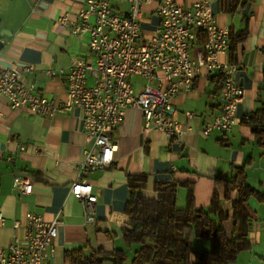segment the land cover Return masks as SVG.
Returning a JSON list of instances; mask_svg holds the SVG:
<instances>
[{
  "label": "crops",
  "instance_id": "obj_1",
  "mask_svg": "<svg viewBox=\"0 0 264 264\" xmlns=\"http://www.w3.org/2000/svg\"><path fill=\"white\" fill-rule=\"evenodd\" d=\"M187 6L192 0H176ZM216 22L234 34L247 29V37L236 45L238 66L235 80L243 96L233 113L235 123L228 131L214 129L200 133L205 122L220 113L219 90L223 82L218 71L200 75L189 91L172 97L175 116L190 131L173 140L162 132L143 131L142 111L137 107L125 110L124 120L112 132L117 149L108 168L96 169L84 178L97 195L95 222L86 223L79 200L70 191L80 178L78 163L86 146L82 130V111L72 108L53 115L32 114L11 108L0 97V210L4 224L0 227V245L6 247L13 235L23 236L24 227L15 230L12 224L25 223L27 212L41 214L46 220L61 219L53 239L55 256L48 264H65L63 254L84 246L86 254L102 248L106 252L125 248L122 229L127 226L124 211L129 197L128 175L147 174L142 193L157 197L155 182L176 184L175 207L184 209L189 188L195 206L208 208L214 193L228 217L222 226L229 238L238 234L232 218V203L238 192L232 190L225 198L224 183L216 178L230 173L232 167L243 166L246 182L264 195V147L259 146L250 128L241 122L264 98V0H239L232 12L223 10L226 0H207ZM117 12H127V4L109 0ZM84 0H0V66L32 65L25 76L34 83L35 92L55 103L66 98V79L73 58L88 57L94 62L89 37L78 13ZM141 35L149 36L158 24L154 14L156 2L143 6ZM192 48L196 53L203 41ZM229 55V52H228ZM229 59V56H228ZM51 70V75L47 74ZM91 79L88 78L90 83ZM138 85L143 81L133 77ZM186 112H193L187 116ZM21 146L23 149L21 150ZM12 160H8V156ZM28 177L33 185L30 193L12 189L15 177ZM247 241L249 248L239 253L233 264H264V200L249 197ZM217 220L215 215L212 216ZM195 249H207L209 242L192 239ZM134 247L129 248L123 264H131Z\"/></svg>",
  "mask_w": 264,
  "mask_h": 264
},
{
  "label": "built area",
  "instance_id": "obj_2",
  "mask_svg": "<svg viewBox=\"0 0 264 264\" xmlns=\"http://www.w3.org/2000/svg\"><path fill=\"white\" fill-rule=\"evenodd\" d=\"M120 1L127 4V12L115 11L109 0H84L85 7L78 13L82 23L76 30L82 27L87 32L94 62L88 57L71 60L62 102L55 103L35 92L34 83L25 76L33 70L32 65L0 66V97L6 98L11 108L38 115L72 108L82 111L86 146L78 163L80 178L70 191L82 205L86 223L95 222L97 195L84 177L113 162L117 145L112 132L123 122L127 108L142 111L143 131L156 130L175 141L190 131V126L184 127L178 121L171 99L191 90L198 76L215 70L223 77L218 95L220 113L204 123L202 135L214 129L228 131L235 123L233 113L243 96L234 77L238 66L228 59L229 30L217 24L207 0H192L187 6L176 0H153L158 24L149 36L140 32L143 6L149 0ZM201 34L206 39L193 54ZM52 73L47 70L48 75ZM133 77L143 82L134 85ZM186 115L192 116L193 112ZM7 159L12 160V156ZM32 188L28 177L13 180L16 192L27 194ZM60 223L59 217L46 220L34 212L26 213L24 225L15 220L13 229L23 226L24 234L13 235L6 247L0 245V264H48L55 256L53 239ZM3 224L0 210V227Z\"/></svg>",
  "mask_w": 264,
  "mask_h": 264
},
{
  "label": "trees",
  "instance_id": "obj_3",
  "mask_svg": "<svg viewBox=\"0 0 264 264\" xmlns=\"http://www.w3.org/2000/svg\"><path fill=\"white\" fill-rule=\"evenodd\" d=\"M239 0H226L223 10L232 12ZM248 35L247 29L235 34L229 31V61L236 63L235 51L238 42ZM201 34L199 41H205ZM202 42V43H203ZM222 79V76H221ZM247 125L256 143L264 147V98L248 115L241 119ZM232 174L216 176L224 183L225 198L232 190L238 192V199L232 203V218L238 224V234L229 238L222 226L228 217L227 211L219 204L216 193L206 209L195 206L192 188H189L187 204L184 209L175 207L176 184L155 182L157 197L146 198L142 190L146 186L147 174L128 175L129 197L124 211L127 226L122 229L125 248L106 252L102 248L86 254L84 246L65 250V264H123L129 248L134 247L131 264H233L240 252L247 250L249 215L246 202L249 197L264 200L246 182L243 166H234ZM215 215L217 220L212 216ZM209 242L207 249H195L192 239Z\"/></svg>",
  "mask_w": 264,
  "mask_h": 264
},
{
  "label": "water",
  "instance_id": "obj_4",
  "mask_svg": "<svg viewBox=\"0 0 264 264\" xmlns=\"http://www.w3.org/2000/svg\"><path fill=\"white\" fill-rule=\"evenodd\" d=\"M0 34L1 35L4 34L3 30L0 31ZM2 47H3V42L0 40V50L2 49Z\"/></svg>",
  "mask_w": 264,
  "mask_h": 264
}]
</instances>
